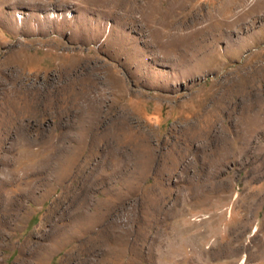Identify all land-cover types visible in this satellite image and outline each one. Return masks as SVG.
<instances>
[{"label": "rangeland", "instance_id": "rangeland-1", "mask_svg": "<svg viewBox=\"0 0 264 264\" xmlns=\"http://www.w3.org/2000/svg\"><path fill=\"white\" fill-rule=\"evenodd\" d=\"M0 264H264V0H0Z\"/></svg>", "mask_w": 264, "mask_h": 264}]
</instances>
